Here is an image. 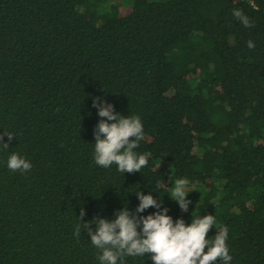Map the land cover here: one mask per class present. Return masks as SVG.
Returning a JSON list of instances; mask_svg holds the SVG:
<instances>
[{
    "label": "trees",
    "instance_id": "16d2710c",
    "mask_svg": "<svg viewBox=\"0 0 264 264\" xmlns=\"http://www.w3.org/2000/svg\"><path fill=\"white\" fill-rule=\"evenodd\" d=\"M95 98L141 117V172L95 163ZM0 135V264H100L75 225L135 211L139 191L186 224L214 215L231 264H264V0H0Z\"/></svg>",
    "mask_w": 264,
    "mask_h": 264
},
{
    "label": "clouds",
    "instance_id": "9594fccd",
    "mask_svg": "<svg viewBox=\"0 0 264 264\" xmlns=\"http://www.w3.org/2000/svg\"><path fill=\"white\" fill-rule=\"evenodd\" d=\"M233 15L244 27L253 26L242 10L233 9ZM247 46L252 49L255 44L250 40ZM93 107L98 109L101 117L94 129L95 163L104 168L115 164L122 173L141 172L151 155L135 151L144 139L141 117H125L115 112L113 104L106 100L101 102V98L94 99ZM4 135L9 141L15 137L12 133ZM4 135H0V148L7 149L9 143L4 142ZM7 167L13 172L26 173L33 165L26 157L12 153ZM173 181L170 197L178 202L182 211L187 212L192 203L187 199L189 192L185 191L188 180L178 178ZM137 195L140 203L135 211L125 206L115 212L112 220L96 217L90 222L75 225L74 235L77 239L82 228L90 235L91 244L98 250L97 259L100 264H125V257H141L149 253L152 254L154 264H214L218 258L219 264H231L233 257L226 243L228 228L217 231L214 239H209V231L215 225L214 215L193 216L191 224H186L183 218L174 220L168 214L169 209L162 207V199L157 200L153 195H145L142 191ZM150 207L157 211L147 216L138 215ZM85 214L82 207L80 221ZM93 225L96 226L95 231Z\"/></svg>",
    "mask_w": 264,
    "mask_h": 264
}]
</instances>
